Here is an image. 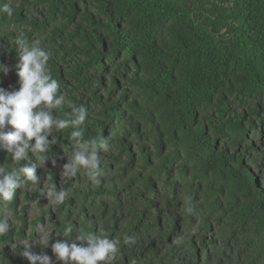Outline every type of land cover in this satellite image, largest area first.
<instances>
[{
    "label": "trees",
    "instance_id": "trees-1",
    "mask_svg": "<svg viewBox=\"0 0 264 264\" xmlns=\"http://www.w3.org/2000/svg\"><path fill=\"white\" fill-rule=\"evenodd\" d=\"M4 3L0 87L19 89L16 35L38 41L60 92L87 111L84 139L109 147L99 185L84 174L63 182L72 128L55 134L37 175L69 197L43 211L49 246L36 234L44 217L24 213L49 188L28 191L22 177L14 201H0L19 219L0 236V262L30 264L16 243L28 237L34 254L63 264L51 244L81 229L119 239L115 264H264V0Z\"/></svg>",
    "mask_w": 264,
    "mask_h": 264
},
{
    "label": "clouds",
    "instance_id": "clouds-1",
    "mask_svg": "<svg viewBox=\"0 0 264 264\" xmlns=\"http://www.w3.org/2000/svg\"><path fill=\"white\" fill-rule=\"evenodd\" d=\"M0 14L11 17L12 5H0ZM12 45L17 46L15 67L19 89L7 91L0 87V151L10 157V161L0 164V201L4 205L14 201L17 189L23 186L22 177L23 183L36 185L39 182L37 163L44 166L48 152L56 144L55 134L69 127L72 131L68 141L75 151L68 154L67 163L63 165V182L84 174L93 185H99L102 175L100 154L108 150L107 139L103 136L84 139L87 111L60 92V85L48 66L50 56L38 41L29 43L18 33ZM8 71L0 64V73L6 75ZM65 106L70 108L69 112H62ZM45 192L50 203L63 204L69 197V191L64 187L59 191L50 187ZM11 227L12 218L0 212V236L6 235ZM72 232L73 228H65L63 236L71 238ZM50 240L42 235L39 243L48 247ZM79 241H86L87 245L82 246ZM119 243V239L109 238L102 232L94 234L78 229L70 243L57 239L51 249L63 264H115ZM31 247V242L21 243L19 247L23 249L20 254L30 264H53L52 257L34 254Z\"/></svg>",
    "mask_w": 264,
    "mask_h": 264
},
{
    "label": "rangeland",
    "instance_id": "rangeland-1",
    "mask_svg": "<svg viewBox=\"0 0 264 264\" xmlns=\"http://www.w3.org/2000/svg\"><path fill=\"white\" fill-rule=\"evenodd\" d=\"M11 87H12V90H13V91L18 90V88H17L14 84H12ZM16 88H17V89H16ZM55 166L60 168V163H57V162H56ZM37 176L40 178V181L43 183V184H42V188H43V189H48V188L51 187V186L47 183V178H46L44 175H37ZM59 177H60V180L62 181V176H59ZM34 187H35V185H34V186H30V187L27 188V190H28V191H34V190H33ZM22 194H23V193H22ZM20 197H21V195H20ZM23 197H24V196H22V197L20 198V205L18 206L19 208H20V206H22V205L28 203V202L26 201V198H25V197L23 198ZM37 199H38V198H37ZM37 199L34 200V201L29 202L28 207H27V209H25L24 213H25V215L27 216L28 221H31V220H33V219H36L38 216H42V217H44V222H43V223H39L38 226H37L38 228H37L36 234L39 235L40 237H41L42 235H46V236H47V235L50 233L51 228H50V226H49L48 216H47V214H45L43 211H44L48 206H52V207H53V206L55 205V203H50L49 200H48V197H46V199L43 200L42 204L39 205V204H38V201H39V200H37ZM18 211H19V210H18ZM6 214L9 215V216L12 218V221H13L14 223H16V224L19 223V219H17V218L14 217V213H13L11 210L8 209V210L6 211ZM30 231H31V226L29 225V226L26 228V232L29 233ZM27 239H28V237H27L26 239H21V240H19V241L17 240L16 243H24ZM16 243H14L13 245H15ZM13 245H12V246H13Z\"/></svg>",
    "mask_w": 264,
    "mask_h": 264
}]
</instances>
